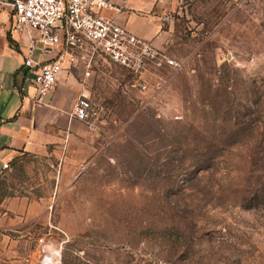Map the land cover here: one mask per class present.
<instances>
[{
	"label": "rangeland",
	"instance_id": "374dc122",
	"mask_svg": "<svg viewBox=\"0 0 264 264\" xmlns=\"http://www.w3.org/2000/svg\"><path fill=\"white\" fill-rule=\"evenodd\" d=\"M133 1L181 69L101 58L88 162L0 177V202L41 204L0 233V264H264V0Z\"/></svg>",
	"mask_w": 264,
	"mask_h": 264
},
{
	"label": "crops",
	"instance_id": "0c3cea01",
	"mask_svg": "<svg viewBox=\"0 0 264 264\" xmlns=\"http://www.w3.org/2000/svg\"><path fill=\"white\" fill-rule=\"evenodd\" d=\"M116 2L121 3L120 0ZM106 15L138 37L142 36L140 38L150 40L156 36L155 21L150 30L141 29L146 13L135 9L133 0L127 1L122 13L106 11ZM2 19L5 20L6 16L3 15ZM9 34L15 41L14 46L7 39ZM26 45V37L10 28L0 27V169L4 164L10 166L0 177L10 174L25 158L40 160L56 157L65 174H74L92 156V132L85 123L73 118L80 95L84 93L90 97L91 76L85 77L84 64L75 68L66 59L56 88L39 104L36 87L31 81L33 75L24 67ZM56 56L57 53H52L47 58L50 60ZM36 58L45 59L39 54ZM103 61L98 59L96 65L104 64ZM24 201L26 203L22 207L16 206L17 211L14 210L15 205H12L14 209L11 207L10 201L0 202V233L17 228L16 223L34 219V211L41 204L36 201L29 204V199ZM10 211L16 213V220L12 221ZM6 239L11 240L0 236V241ZM5 250L0 247V261Z\"/></svg>",
	"mask_w": 264,
	"mask_h": 264
},
{
	"label": "built area",
	"instance_id": "2783aa9c",
	"mask_svg": "<svg viewBox=\"0 0 264 264\" xmlns=\"http://www.w3.org/2000/svg\"><path fill=\"white\" fill-rule=\"evenodd\" d=\"M120 1L0 0V19L3 10L10 9L12 30L27 38L24 67L33 75L31 81L39 104L56 88L66 59L75 68L84 64L86 78L101 58L134 76L143 75L151 66L181 69L175 59L159 53L151 41L138 37L106 15V11L122 13L128 0ZM152 1L157 4L172 0ZM52 53L57 56L49 60L47 57ZM38 54L45 59H37ZM101 115V107L82 93L73 118L93 130ZM9 169V164H4L0 174Z\"/></svg>",
	"mask_w": 264,
	"mask_h": 264
},
{
	"label": "trees",
	"instance_id": "16d2710c",
	"mask_svg": "<svg viewBox=\"0 0 264 264\" xmlns=\"http://www.w3.org/2000/svg\"><path fill=\"white\" fill-rule=\"evenodd\" d=\"M7 39H8V41H9V43H10L11 45H13V46H14V44H15V41L12 39V36H11V34H9V35L7 36Z\"/></svg>",
	"mask_w": 264,
	"mask_h": 264
}]
</instances>
